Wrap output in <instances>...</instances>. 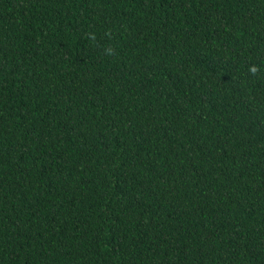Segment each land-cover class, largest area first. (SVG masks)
<instances>
[{
  "label": "trees",
  "instance_id": "1",
  "mask_svg": "<svg viewBox=\"0 0 264 264\" xmlns=\"http://www.w3.org/2000/svg\"><path fill=\"white\" fill-rule=\"evenodd\" d=\"M0 264H264V0H0Z\"/></svg>",
  "mask_w": 264,
  "mask_h": 264
}]
</instances>
